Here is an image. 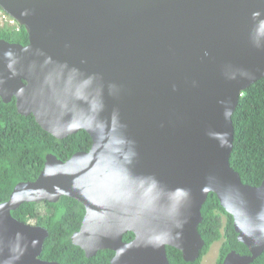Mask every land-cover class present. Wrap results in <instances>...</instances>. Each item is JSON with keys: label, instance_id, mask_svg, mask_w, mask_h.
Listing matches in <instances>:
<instances>
[{"label": "water", "instance_id": "obj_1", "mask_svg": "<svg viewBox=\"0 0 264 264\" xmlns=\"http://www.w3.org/2000/svg\"><path fill=\"white\" fill-rule=\"evenodd\" d=\"M28 43L0 39V98L58 139L80 130L88 151L48 153L34 181L0 202V264L41 258L50 232L14 217L25 202L62 196L85 207L71 240L111 264H170L167 246L195 260L202 207L215 193L233 217L235 250L264 252V180L231 165L234 113L264 78V0H0ZM132 233L129 241L124 236Z\"/></svg>", "mask_w": 264, "mask_h": 264}, {"label": "trees", "instance_id": "obj_2", "mask_svg": "<svg viewBox=\"0 0 264 264\" xmlns=\"http://www.w3.org/2000/svg\"><path fill=\"white\" fill-rule=\"evenodd\" d=\"M0 39L21 44L28 43V33H15L9 28L0 27ZM235 123L234 148L231 165L241 175L244 183L259 185L264 180V78L256 81L240 97L233 116ZM92 138L85 130L58 139L46 131L33 115L25 116L18 112L15 99L4 102L0 98V202L9 199L14 187L23 181H34L43 169L48 153L67 160L78 151H88ZM38 203L25 202L12 211L14 217L24 222H35L48 228L51 235L45 242L41 258L58 261L61 264H110L112 250H100L95 256L87 257L79 246L73 244L72 234L79 230L85 214V207L78 200L62 196L57 202H45L47 214L41 215ZM203 221L199 232L205 240L200 258L194 263L186 262L179 250L168 247L170 264H201V258L211 245L223 237L226 240L220 250L217 264L234 249L241 254H249L248 247L237 238L233 217L222 207L217 195L209 193L202 207ZM227 217L226 226L223 216ZM132 233L124 236L132 239ZM254 264H264V252Z\"/></svg>", "mask_w": 264, "mask_h": 264}, {"label": "flooded vegetation", "instance_id": "obj_3", "mask_svg": "<svg viewBox=\"0 0 264 264\" xmlns=\"http://www.w3.org/2000/svg\"><path fill=\"white\" fill-rule=\"evenodd\" d=\"M2 9V8H1ZM4 10V9H3ZM5 11V10H4ZM6 12V11H5ZM7 13V12H6ZM10 15V14H9ZM11 16V15H10ZM1 27V26H0ZM2 28H5V27H2ZM16 34L17 33H19V32H15ZM39 205H42V206H44V207H46L47 209H48V207H47V205H45V201H43V202H41V203H38ZM38 205V206H39ZM38 211H39V208H38ZM232 216V215H231ZM223 223H224V226H226V222H227V217L224 215L223 216ZM80 229V228H79ZM224 231H223V237L220 239V240H217L216 242H218L217 244H218V247H219V255H218V259H219V256H220V250H221V248H222V246H223V243H224V241L226 240V235H227V230H226V228H224L223 229ZM78 231V230H77ZM77 231H75V232H77ZM74 232V233H75ZM73 233V234H74ZM72 234V235H73ZM51 235V234H50ZM215 243V242H214ZM213 243V244H214ZM168 247H171V246H167L166 247V249H167V253H168ZM172 248H174V247H172ZM204 248V247H203ZM176 249V248H175ZM178 250V249H177ZM203 250V249H202ZM202 250L200 251V256H201V253H202ZM232 250H234V249H231L230 251H232ZM180 251V250H179ZM229 251V252H230ZM236 251V250H235ZM228 252V253H229ZM237 252V251H236ZM180 253H181V255H182V258L184 259V257H183V253L180 251ZM237 253H239V252H237ZM241 254V253H240ZM248 254V253H247ZM85 255H86V253H85ZM168 255V254H167ZM227 255V254H226ZM226 255L222 258V261H221V264L223 263V261H224V259H225V257H226ZM87 256V255H86ZM114 256V255H113ZM200 256L198 257V258H200ZM204 256V255H203ZM203 256H202V258H201V264H203L202 263V259H203ZM90 258V257H89ZM198 258H196L195 260H192V261H187V260H185L186 262H191V263H194ZM218 259H217V261H218ZM58 262V261H57ZM218 262H216V264H217ZM61 264V263H60ZM110 264H111V262H110Z\"/></svg>", "mask_w": 264, "mask_h": 264}, {"label": "rangeland", "instance_id": "obj_4", "mask_svg": "<svg viewBox=\"0 0 264 264\" xmlns=\"http://www.w3.org/2000/svg\"><path fill=\"white\" fill-rule=\"evenodd\" d=\"M39 213L41 215L47 214V208L42 205H39ZM217 243L218 242L212 244L209 251L203 256V264H216L219 255V247Z\"/></svg>", "mask_w": 264, "mask_h": 264}, {"label": "built area", "instance_id": "obj_5", "mask_svg": "<svg viewBox=\"0 0 264 264\" xmlns=\"http://www.w3.org/2000/svg\"><path fill=\"white\" fill-rule=\"evenodd\" d=\"M0 26L9 28L15 32L22 31V26L17 22V20L12 16H10L1 8H0Z\"/></svg>", "mask_w": 264, "mask_h": 264}, {"label": "bare ground", "instance_id": "obj_6", "mask_svg": "<svg viewBox=\"0 0 264 264\" xmlns=\"http://www.w3.org/2000/svg\"><path fill=\"white\" fill-rule=\"evenodd\" d=\"M92 146V145H91ZM91 148V147H90Z\"/></svg>", "mask_w": 264, "mask_h": 264}]
</instances>
